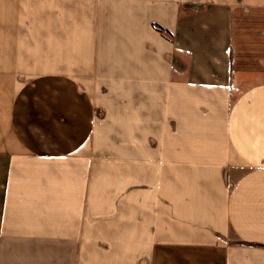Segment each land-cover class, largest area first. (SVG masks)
<instances>
[{"label": "crops", "instance_id": "obj_1", "mask_svg": "<svg viewBox=\"0 0 264 264\" xmlns=\"http://www.w3.org/2000/svg\"><path fill=\"white\" fill-rule=\"evenodd\" d=\"M0 264H264V0H0Z\"/></svg>", "mask_w": 264, "mask_h": 264}]
</instances>
